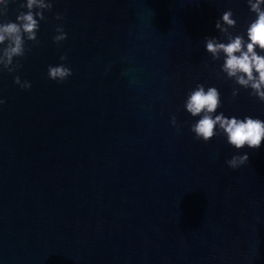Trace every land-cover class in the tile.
I'll list each match as a JSON object with an SVG mask.
<instances>
[{"label":"water","instance_id":"95a60500","mask_svg":"<svg viewBox=\"0 0 264 264\" xmlns=\"http://www.w3.org/2000/svg\"><path fill=\"white\" fill-rule=\"evenodd\" d=\"M229 9L247 41V0H55L22 68L0 72V264H264V142L197 141L184 107L203 84L221 94L215 115L264 121L206 52L205 37L227 43L215 23ZM61 63L73 75L57 83Z\"/></svg>","mask_w":264,"mask_h":264},{"label":"clouds","instance_id":"9594fccd","mask_svg":"<svg viewBox=\"0 0 264 264\" xmlns=\"http://www.w3.org/2000/svg\"><path fill=\"white\" fill-rule=\"evenodd\" d=\"M16 0H0V72L12 74L22 68L20 61L25 58L26 53L31 52V48L26 47V43L39 45L37 32L40 28V21H45V12L53 10L55 0H26L21 3V9L15 22L3 20L7 16L8 6ZM250 12L255 14V19L249 24L246 31L247 41L244 35H233L230 29L236 27V20L233 19V12L229 9L222 14V18L217 20L215 28L221 34V38L227 43L220 42L217 38L205 37L206 52L213 61L219 60L223 54L224 61L221 72L226 74V78L234 80L240 88L251 89L250 95L264 103V0H247ZM56 20H63L64 17L57 14ZM58 33L53 37V43L60 45L67 39V33L62 26H57ZM259 49V53L257 52ZM66 56H61L60 60L65 61ZM15 61V62H14ZM48 78L57 83H63L73 75L72 70L61 63L57 66L48 67ZM22 90H29L31 83L22 81L19 76L13 81ZM238 95V90L234 89L232 97ZM6 101L0 98V106ZM187 113L192 117H200L193 124L190 131L194 133L197 141L208 143L218 134L227 138V143L237 152L245 146L249 150L260 149L264 142V121L258 118L236 117L227 118L221 112L215 115L222 107L221 94L215 87L205 89L203 84H198L186 99L184 105ZM173 127H177L176 116L170 118ZM218 129V131H217ZM249 161L247 153L233 155L226 161L230 169L236 170Z\"/></svg>","mask_w":264,"mask_h":264}]
</instances>
